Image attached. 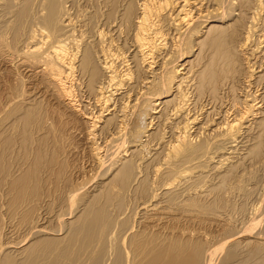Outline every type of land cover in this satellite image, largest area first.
<instances>
[{
	"label": "bare ground",
	"instance_id": "bare-ground-1",
	"mask_svg": "<svg viewBox=\"0 0 264 264\" xmlns=\"http://www.w3.org/2000/svg\"><path fill=\"white\" fill-rule=\"evenodd\" d=\"M1 45L0 264H264V0H0Z\"/></svg>",
	"mask_w": 264,
	"mask_h": 264
},
{
	"label": "rangeland",
	"instance_id": "rangeland-1",
	"mask_svg": "<svg viewBox=\"0 0 264 264\" xmlns=\"http://www.w3.org/2000/svg\"><path fill=\"white\" fill-rule=\"evenodd\" d=\"M6 4V3H5ZM6 8H7V6H6ZM8 10V9H7ZM6 11V10H5ZM9 11V10H8ZM7 11V12H8ZM9 15L11 14V13H8ZM9 15H6V17H8ZM10 16H12V15H10ZM8 17V18H6L5 17V19L7 20V21H9L10 22V20H11V17ZM10 18V19H9ZM5 20V22H7ZM7 24V23H6ZM7 25H10V23L9 24H7ZM7 33H8V35H7V38H10L11 37V32H10V27L8 28V30H7ZM9 41H10V39H9ZM13 44V43H12ZM2 46V47H1ZM0 46V48L2 49V48H4L6 51H8V53H11L12 51L9 49H7V47L6 46H4L3 47V45H1ZM2 51V50H1ZM4 51V50H3ZM6 51H4V52H6ZM11 51V52H10ZM187 57V56H186ZM186 60V59H185ZM187 60L189 61V58H187ZM3 69V70H2ZM2 70V71H1ZM5 71H7V72H5ZM9 71V72H8ZM11 72H10V68L8 69V70H5L4 68H3V66L1 65V63H0V104H2V103H7V102H9V104H6V106H7V108L10 106L11 108H15L13 105H14V103L13 102H17L16 100H20V99H18V98H13V94H16V95H18L17 93L19 92V94H22V92L25 90V89H23V86H21V84H19V82H17L16 84L14 83L15 81H14V79H13V76L10 74ZM15 78V77H14ZM19 85V86H18ZM10 87V88H9ZM17 87H22V88H17ZM12 89V90H11ZM16 90V91H15ZM13 92V93H12ZM16 92V93H15ZM12 93V94H11ZM8 95V96H7ZM10 95H11V102H10ZM15 97V96H14ZM17 97V96H16ZM7 98H9V99H7ZM21 98H23V97H21ZM13 99H14V101H13ZM7 100V101H6ZM3 107H4V105H2ZM13 106V107H12ZM6 108V109H7ZM11 108H9V109H11ZM5 109V113L7 114V113H10L9 111L7 112V110H9V109H7L6 110ZM38 110H36V114H35V116H36V121H35V125L31 128V127H29V136H30V138L31 137H33V138H31V139H34V137L36 138L37 136L36 135H38L39 136V134L37 133V131H39V130H37L36 128H35V126H39L41 123H43V122H45L44 123V134L43 133H41V132H43V131H39L42 135H44L43 137H44V141H43V143H44V145L43 144H40L39 142H40V140H39V138L37 139V141H35V139L30 143V145L31 144H33V142L34 143H36V142H38V144H40L39 146L37 145V143L36 144H33V145H31L32 146V149H34L35 148V146H37V148H35L34 150H32L33 152H32V156H34L36 153H38V154H40L43 150H46V151H48L49 152V154H51V155H49L48 154V152H47V154H46V157H47V155L49 156V161H51L50 163H48V161L46 162V159L44 158L45 156V153H46V151H43L42 152V156H43V159H45V162H46V165L48 166V164H49V166L47 167V166H45V167H47V168H52V170H53V174H55L56 173V170H57V173H59V174H57V175H53V177H56V178H53V179H51V181L53 180V182H48V184L49 183H51V190H56L57 189V183L60 181H58V179H61V181L58 183L59 185L58 186H61L62 185V183H63V181H65L64 179H66L67 177H68V175L71 173L70 172V170L72 169V170H74L75 168H76V165L78 166L77 168L79 169H81L82 167V170L84 171V170H86V164H84V160H83V158L79 155V156H74L73 158H71V159H69V160H67V161H65L66 160V158L64 157V155H63V151H65L66 149H68L67 147H65V143H66V139H62V138H64V137H66V134L65 133H63L62 134V136H61V134H60V132H61V129H65V127H64V125L63 124H61V126H60V124L59 123H57V119L56 118H53V115L55 114L54 113V111H52V108L48 105V103L46 102V101H44L43 103H42V105H40L38 108H37ZM4 113V116L6 115ZM8 115V114H7ZM50 117V118H49ZM49 121V123H53L54 122V124L55 125H57L56 127H55V125H53L52 126V128H51V130L49 131L48 129H46V128H49V126L50 125H48L47 126V122ZM54 120V121H53ZM56 122V123H55ZM46 124V125H45ZM23 126L21 125L20 126V128H22ZM55 127V128H54ZM61 127V128H60ZM60 128V129H59ZM33 129V130H32ZM32 130V131H31ZM47 130L49 131L47 134L48 135H50V138H46L48 135H46L45 134V132H47ZM50 132H53L52 134L50 133ZM34 133V134H33ZM37 133V134H36ZM46 135V136H45ZM57 135H60V136H57ZM51 136H53V137H51ZM64 136V137H63ZM49 137V136H48ZM57 137H59V139L57 138ZM48 139H50L49 141H48ZM57 139H58V141H57ZM63 140L62 141V145H61V140ZM48 141V143H45V142H47ZM52 141L54 142H56V145H55V143L53 144L52 143ZM71 141V140H70ZM42 143V142H41ZM51 143H52V146H50L51 145ZM47 144V145H46ZM46 145V146H45ZM51 148L50 150H48L49 149V147ZM55 146H57L56 148H55ZM64 146V147H63ZM34 147V148H33ZM38 147H41V148H43L42 150L40 149V150H37L38 149ZM44 147H45V149H44ZM46 147L48 148V149H46ZM59 147V148H58ZM64 148H65V150H64ZM58 149H59V152H57L58 151ZM35 150H36V152H35ZM61 150V151H60ZM67 151V150H66ZM34 152H35V154H34ZM57 152V153H56ZM52 153H55V157L56 156H58V159H57V157L55 158L53 155H52ZM60 153V154H59ZM34 154V155H33ZM65 154H66V152H65ZM52 156V157H51ZM61 156H63L64 158L61 160V159H59V157L61 158ZM79 157V158H78ZM50 158H55L54 160L52 159V160H50ZM47 159V160H48ZM57 159V160H56ZM59 161H61V162H59ZM64 162H69V163H65V164H60V163H64ZM51 163L53 164V165H51ZM55 163H57V164H55ZM55 164V165H54ZM69 164V165H68ZM70 164H73V166L72 165H70ZM63 165V166H62ZM68 165V166H67ZM58 166H60V167H58ZM63 168H62V167ZM75 166V167H74ZM54 167V168H53ZM60 170V168H62L63 169V171H62V169L59 171L57 168ZM66 167V168H65ZM69 167V168H68ZM72 167H74V169L72 168ZM71 168V169H70ZM85 168V169H84ZM64 169H70V170H68V171H65ZM71 170V171H72ZM247 170H248V172H247ZM247 170H245L246 172H244V174L242 173L241 174V176L243 177H239V179L240 180H243V179H245L246 178V173H248V175H247V180L245 179L244 181H241V183H240V186L242 187V186H245V187H242L246 192H242L240 195H242V196H240L239 194H235V195H233V196H229V195H225V203L224 204H222V205H224V207H222V206H220V205H217L218 206V208L216 207V211H218V212H216L217 213V215H218V213H219V217H223L225 220H228V222L229 221H236V222H239V223H242V222H244L245 221V219L247 218V217H249V216H251V212H253V210H254V204H255V201L253 200L254 198L253 197H251L250 195H249V193L250 192H248L247 193V191H249V189H251V188H253L254 187V185L256 184H254L253 185V183L251 182V181H253L252 180V178H253V176H255V174H254V172L256 173V175L258 176V175H260L259 173L260 172H258V171H255L256 169H251V168H249V169H247ZM253 170H254V172H253ZM62 171V172H61ZM68 172H70V173H68ZM253 172V173H252ZM60 173H62L61 174V176H60ZM251 173V174H250ZM59 176V177H58ZM63 176V177H62ZM67 176V177H66ZM244 176H245V178H244ZM58 177V178H57ZM60 177H62V178H60ZM64 177H66V178H64ZM55 179V180H54ZM57 180V182H55ZM236 181V180H235ZM56 184H55V183ZM100 182V181H99ZM243 182V183H242ZM246 183V184H245ZM248 183V184H247ZM48 184L46 185V186H44L43 185V183L41 184V186H44L45 188H47V186H48ZM245 184V185H244ZM246 185H248V186H246ZM54 186V187H53ZM56 186V187H55ZM44 187H42V190H45V188ZM246 187H248V189L246 188ZM55 188V189H54ZM246 193V194H245ZM244 194V195H243ZM249 195V196H248ZM229 196V197H228ZM235 196V197H234ZM241 197V198H240ZM246 197H247V199H246ZM234 199H236V200H234ZM244 199V200H243ZM252 201H254L253 203H252ZM226 206L229 208H226ZM236 206V207H235ZM220 208V209H219ZM221 208H223L222 210H221ZM232 210H231V209ZM246 208V209H245ZM226 209V211H224ZM233 210H234V212H233ZM236 210V211H235ZM227 211H228V213H227ZM222 212V213H221ZM225 213V214H224ZM222 214H224V215H222ZM248 214V215H247ZM222 215V216H221ZM229 215H231L230 217H229ZM246 215V216H245ZM226 216V217H225ZM241 216V217H240ZM244 216V217H243ZM238 217H240L241 218V220H240V218H238ZM244 218V219H243ZM234 219V220H233ZM237 219V220H236ZM243 219V220H242ZM242 221V222H241ZM241 227V226H240Z\"/></svg>",
	"mask_w": 264,
	"mask_h": 264
}]
</instances>
